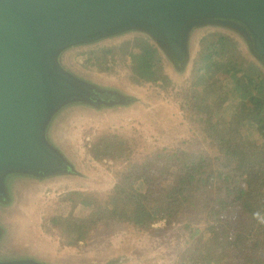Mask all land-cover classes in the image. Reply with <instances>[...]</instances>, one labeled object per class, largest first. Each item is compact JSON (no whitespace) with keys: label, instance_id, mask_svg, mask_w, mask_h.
Here are the masks:
<instances>
[{"label":"trees","instance_id":"1","mask_svg":"<svg viewBox=\"0 0 264 264\" xmlns=\"http://www.w3.org/2000/svg\"><path fill=\"white\" fill-rule=\"evenodd\" d=\"M129 38L134 42L119 51L104 46L99 57H93L95 50L87 60L110 70L109 58L129 57L133 82L175 89L195 147L151 150L138 130L99 129L86 151L92 160L110 162L115 185L105 192H60L44 209L43 227L80 248L118 230L160 231L190 208L198 224L189 223L185 246L172 264H264L263 68L239 38L218 30L196 38L183 74L167 71L168 61L149 38ZM188 72L185 83L175 82ZM142 257L120 250L98 263L130 264Z\"/></svg>","mask_w":264,"mask_h":264},{"label":"water","instance_id":"2","mask_svg":"<svg viewBox=\"0 0 264 264\" xmlns=\"http://www.w3.org/2000/svg\"><path fill=\"white\" fill-rule=\"evenodd\" d=\"M206 30L239 38L264 70V0H0V264H64L5 250L4 213L20 204L24 184L87 176L57 137L69 112L140 101L76 70L70 54L141 35L183 74Z\"/></svg>","mask_w":264,"mask_h":264},{"label":"rangeland","instance_id":"3","mask_svg":"<svg viewBox=\"0 0 264 264\" xmlns=\"http://www.w3.org/2000/svg\"><path fill=\"white\" fill-rule=\"evenodd\" d=\"M201 33H198L196 38ZM126 38L112 40L94 48L73 51L72 53L76 55L71 63L82 74L102 83L120 87L137 95L140 101L129 109L97 112L80 108L69 112L63 118L58 126L57 137L87 176L59 178L42 184H24L20 190V204L17 208L4 213L12 229L5 250L34 253L64 264H72L78 259L87 260L89 263L98 262L120 250H135L142 253L143 257L130 264H172L185 246L189 223L198 224L195 213L189 208L182 220L172 223L167 228L161 230L165 223H156L155 226L160 231L118 230L111 236H102L90 244H83L80 248L65 244L59 235L47 232L43 227L44 209L60 192L68 189L105 192L115 185V175L108 166L110 162L92 160L86 151V142L91 140L93 133L99 129L113 127L126 132L138 130L147 139L148 148L151 150L166 146L195 147V141L192 142V129L181 110L175 89L170 87L169 90H165L160 85L150 82L144 84L133 82L126 66L130 62L129 57L126 62L121 59L112 61L109 58L108 65L113 68L110 70L95 64V59L87 60L94 55L95 50L93 57H99L97 53L104 46H112L119 51L122 46L134 42L129 40L130 38L125 40ZM196 38L193 47L196 45ZM168 66L170 69L167 68V71L173 72L172 66L169 64ZM188 74L189 72L184 79L175 77V82L185 83Z\"/></svg>","mask_w":264,"mask_h":264}]
</instances>
